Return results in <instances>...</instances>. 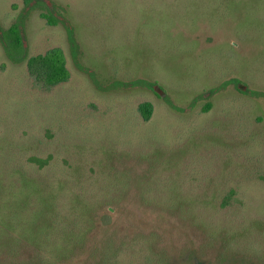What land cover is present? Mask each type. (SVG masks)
<instances>
[{"label":"rangeland","instance_id":"1","mask_svg":"<svg viewBox=\"0 0 264 264\" xmlns=\"http://www.w3.org/2000/svg\"><path fill=\"white\" fill-rule=\"evenodd\" d=\"M44 2L0 0V264H264V0Z\"/></svg>","mask_w":264,"mask_h":264},{"label":"trees","instance_id":"2","mask_svg":"<svg viewBox=\"0 0 264 264\" xmlns=\"http://www.w3.org/2000/svg\"><path fill=\"white\" fill-rule=\"evenodd\" d=\"M51 1V0H47ZM25 6H40L43 9L41 16L50 24H55L60 21L59 17L45 5L44 0H23ZM25 14L13 22L8 28H0V39L2 45L8 55L13 61H18L23 58V38L22 26ZM69 35L72 33L69 30ZM26 67L28 74L32 78L35 85L48 89L53 85L66 81L70 72L66 65V57L60 47H53L43 53L30 55L26 58ZM156 95H164L163 88L156 82H146ZM209 107L207 104L204 109ZM139 111L145 120H148L152 113V104L149 101H144L139 104ZM39 165L45 164L46 160L38 157H31Z\"/></svg>","mask_w":264,"mask_h":264}]
</instances>
